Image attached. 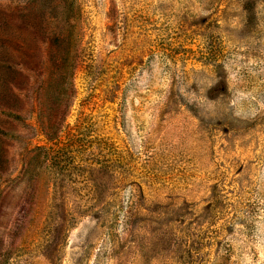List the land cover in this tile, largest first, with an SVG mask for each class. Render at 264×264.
Returning a JSON list of instances; mask_svg holds the SVG:
<instances>
[{
	"label": "rangeland",
	"instance_id": "rangeland-1",
	"mask_svg": "<svg viewBox=\"0 0 264 264\" xmlns=\"http://www.w3.org/2000/svg\"><path fill=\"white\" fill-rule=\"evenodd\" d=\"M0 264H264V0H0Z\"/></svg>",
	"mask_w": 264,
	"mask_h": 264
},
{
	"label": "trees",
	"instance_id": "trees-1",
	"mask_svg": "<svg viewBox=\"0 0 264 264\" xmlns=\"http://www.w3.org/2000/svg\"><path fill=\"white\" fill-rule=\"evenodd\" d=\"M35 34L37 35V34H39V32H38V31H36V32H35Z\"/></svg>",
	"mask_w": 264,
	"mask_h": 264
}]
</instances>
